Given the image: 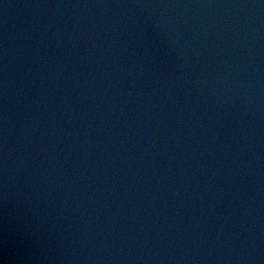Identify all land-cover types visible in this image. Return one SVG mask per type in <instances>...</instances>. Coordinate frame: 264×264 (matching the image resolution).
I'll return each mask as SVG.
<instances>
[{"label": "water", "instance_id": "water-1", "mask_svg": "<svg viewBox=\"0 0 264 264\" xmlns=\"http://www.w3.org/2000/svg\"><path fill=\"white\" fill-rule=\"evenodd\" d=\"M0 264H264V0H0Z\"/></svg>", "mask_w": 264, "mask_h": 264}]
</instances>
